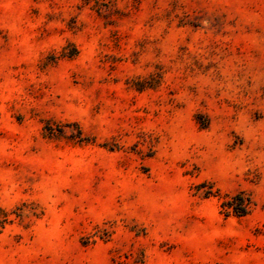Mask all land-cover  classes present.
Here are the masks:
<instances>
[{
  "label": "rangeland",
  "instance_id": "374dc122",
  "mask_svg": "<svg viewBox=\"0 0 264 264\" xmlns=\"http://www.w3.org/2000/svg\"><path fill=\"white\" fill-rule=\"evenodd\" d=\"M0 264H264V0H0Z\"/></svg>",
  "mask_w": 264,
  "mask_h": 264
},
{
  "label": "trees",
  "instance_id": "16d2710c",
  "mask_svg": "<svg viewBox=\"0 0 264 264\" xmlns=\"http://www.w3.org/2000/svg\"><path fill=\"white\" fill-rule=\"evenodd\" d=\"M236 198L240 201V206L236 209H233L234 213L237 215V216H242V215H245L247 210H248V205H249V199L248 198H244L243 196L238 195L236 196ZM230 203L229 202H226V203H223L222 204V207H226L228 206L229 207Z\"/></svg>",
  "mask_w": 264,
  "mask_h": 264
}]
</instances>
